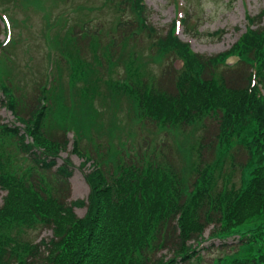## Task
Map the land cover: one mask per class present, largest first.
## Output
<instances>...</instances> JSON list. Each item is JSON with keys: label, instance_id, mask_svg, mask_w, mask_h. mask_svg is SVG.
<instances>
[{"label": "trees", "instance_id": "obj_1", "mask_svg": "<svg viewBox=\"0 0 264 264\" xmlns=\"http://www.w3.org/2000/svg\"><path fill=\"white\" fill-rule=\"evenodd\" d=\"M114 5L132 16L119 18L111 29L120 31L121 39L115 35L104 42L101 27L92 32L83 24L82 30L72 26L62 37H51L46 56L55 60L57 77L48 65L40 81L33 79L30 93L11 74L8 51L0 43V107L13 118L0 121V189L5 191L0 264H199L195 244L209 225L210 237L237 235L238 240L231 253L207 264H264V8L248 17L246 31L228 50L206 56L180 40L174 22L164 34L148 24L143 0ZM145 30L153 35L150 46L158 60L171 54L182 60L172 92L153 90L152 81L135 73L104 74L121 63L125 40ZM80 39L87 41L92 60L83 55ZM119 47L122 54L115 57ZM57 52L58 61L69 67L67 93L57 81ZM230 57L237 60L231 75L219 69ZM79 79L83 88L77 87ZM105 93L132 98L138 108L134 116L153 120L165 133L191 127L187 139L202 119L209 143L204 145L203 134L202 154L192 146L175 148L179 165L167 148L114 146L100 130ZM69 132L72 151L82 158L80 168L89 163L86 200L68 199L72 164L68 158L57 163ZM236 149L246 155L238 164V185L234 170L224 171ZM74 207H85L84 214L78 216ZM39 228L51 235L35 242L30 232Z\"/></svg>", "mask_w": 264, "mask_h": 264}, {"label": "rangeland", "instance_id": "obj_2", "mask_svg": "<svg viewBox=\"0 0 264 264\" xmlns=\"http://www.w3.org/2000/svg\"><path fill=\"white\" fill-rule=\"evenodd\" d=\"M114 2L115 0H0L1 7L6 12L4 14L0 11V20L6 21L7 27L9 21L11 24L10 29L5 30L3 22L0 21V43L3 41L6 44L7 33H10L11 42L9 41L4 45V49L9 54L7 66L12 69L10 72L13 77L18 79V84L21 87L23 86V89L28 93L31 92L33 81H40L47 67L46 53L48 48L46 43H50L51 37L56 35L62 37L69 27L76 26V31L82 30L80 27L83 24V27L87 26L93 32L99 26L107 34L102 37L104 42L111 36L115 37V35L120 40L122 37L120 31L115 33L111 29L114 28L113 25L117 23L119 18L125 20L132 18V16L128 11L124 13L119 11ZM145 3L148 9L147 23L163 34L167 32L176 13L173 0H145ZM184 5L187 13L191 14L192 18L196 20L197 33H193L191 30L188 31L187 27L186 30L183 26H180L178 29L180 39L188 42L195 53L211 56L223 52L233 45L245 30V14L256 15L261 8H264V0H186ZM183 11L185 12L184 9ZM6 15L10 16L11 19L9 20ZM83 22L87 24L84 25ZM152 37H149V33L145 30L135 34L129 40L126 39L124 42L126 49L121 63L114 70L111 67L106 71L103 69L104 73L107 76H116V73H118L121 78L127 74L135 73L152 81L153 90L172 92L175 74L181 69L180 62L175 59L176 57L173 54L158 60L155 56L154 46L152 48L150 46L152 45ZM86 43V40L80 39L82 53L90 61L92 60V53ZM121 48L119 47L115 57L122 54ZM128 51L134 54L132 58L126 56ZM58 53H55L54 56L59 64L58 73L60 78L57 81L62 83H60V86L63 90L60 91L67 93L69 67L63 61L61 63L58 61ZM127 60H130V67L128 68H126ZM236 61L235 58H231L225 64H221L219 69L229 73ZM50 64L54 70V76L57 77L55 61L51 60ZM167 72H169V75ZM79 81L76 83L77 87L83 88L84 83L81 79ZM101 89L105 90L104 87H101ZM105 95V104L101 108L102 112L99 117L102 124L100 130L101 133H105L106 138L114 146H124L131 150L142 147L147 150L148 141L146 140L150 138L155 140L154 144L158 143L159 146L168 149V153L172 154V157L170 155L169 157L173 162L177 165L181 163L175 148H185V144H189L190 139H187L185 135H188L186 131L191 130V127L187 126L186 131L179 135H176L179 133L178 129H174L175 131L170 129L165 133V130L162 127L158 128L153 120H140L134 116L138 108L137 105L135 107L132 98H126L125 94L119 97L115 94L108 96L105 93ZM99 98V95H97L95 104L101 103ZM116 98L118 99L116 100ZM12 119L11 113L4 107H0V121L9 122ZM197 126L199 129L189 135L191 140L199 139L204 134V142L209 143V138L202 129V119ZM214 130L215 126L211 129V132L213 133ZM110 131H113V137H110ZM91 132H94V129ZM68 139V145L64 151L60 152V158L57 159V162L58 164L61 163L64 157H68L71 161L72 175L69 178L68 199L73 200L86 197L88 194L89 188L84 180L88 164L86 167L80 168L82 158L72 151L71 132L68 133ZM102 140L106 144L105 137H102ZM86 142L87 138L82 140V144ZM232 152L235 166L233 181L238 185L241 173L238 164L244 162L246 155L244 151L237 149ZM227 170L228 167H225L224 171ZM4 194L5 192L0 189V204ZM84 210V207L74 208L78 216H81ZM210 227H205L204 239L199 247L200 256L203 258L201 264H207L212 258L223 253H231L235 249L233 247L236 240L233 238H228L225 241L210 239L208 237ZM50 235V230L47 228H39L30 232V238L35 242ZM222 242L225 243L222 245ZM165 252L167 251H161L163 254Z\"/></svg>", "mask_w": 264, "mask_h": 264}]
</instances>
